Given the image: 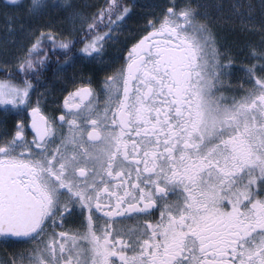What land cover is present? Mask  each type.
<instances>
[{
	"label": "snow or ice",
	"instance_id": "1",
	"mask_svg": "<svg viewBox=\"0 0 264 264\" xmlns=\"http://www.w3.org/2000/svg\"><path fill=\"white\" fill-rule=\"evenodd\" d=\"M211 7L163 0L131 24L136 0L0 8L24 36L0 62L23 77L0 79L20 117L0 120V264H264V0L259 24L232 5L262 33L235 85ZM56 53L46 111L50 89L32 93Z\"/></svg>",
	"mask_w": 264,
	"mask_h": 264
},
{
	"label": "trees",
	"instance_id": "2",
	"mask_svg": "<svg viewBox=\"0 0 264 264\" xmlns=\"http://www.w3.org/2000/svg\"><path fill=\"white\" fill-rule=\"evenodd\" d=\"M6 1V0H5ZM51 0H49L50 2ZM143 0H136L137 2V7L139 8L140 2ZM8 2V1H7ZM4 2V0H0V8H3V6L7 3ZM75 3L77 4H83V0H74ZM100 4L103 3V0H99ZM180 2H182V0H180ZM199 2L201 3H206L210 6H213L210 8V11L213 13V18L216 20V24L215 27L217 29V34L218 37L221 41V43L228 47H231L233 52H234V56H236V58L238 59L239 62L240 60L243 59V57L245 56H249L250 50L252 46H255L257 48L261 47V36L262 33L259 30H253V31H249L247 28H243L241 30L240 26L238 25V22H231L228 21V23H224L222 21V24L224 25L223 27L220 26V23H218V19H216V14L217 11L219 13V15H221L220 17L223 18L225 17V10H226V6L227 4V0H199ZM252 5H256L259 8H257L255 14V21L257 24H259L260 21V15H261V3L257 4L256 0H252ZM59 3V2H57ZM28 4V3H26ZM24 4V5H26ZM90 4H94L97 7L99 6V3H95V1L93 3ZM215 4V5H213ZM216 5H222L223 7L220 8L219 10H217ZM138 12V11H137ZM136 12V13H137ZM135 14V13H134ZM136 15V14H135ZM219 18V17H218ZM228 19V18H227ZM6 23V19L3 15H0V25L5 24ZM234 26V27H233ZM19 33V32H16ZM17 35V34H16ZM22 35V33H21ZM19 45H15L13 47V52H17ZM18 54V53H17ZM235 58V59H236ZM3 61V58H0V62ZM243 61V60H242ZM242 63V62H241ZM11 68L13 69V75L12 76H6V71L7 69H3L0 70V79H12V80H17L18 78H20L19 72H17L16 69V64L14 62H12L10 64ZM3 110V106H1L0 111ZM4 115H1V118L3 119ZM9 123H12V119H8Z\"/></svg>",
	"mask_w": 264,
	"mask_h": 264
},
{
	"label": "flooded vegetation",
	"instance_id": "3",
	"mask_svg": "<svg viewBox=\"0 0 264 264\" xmlns=\"http://www.w3.org/2000/svg\"><path fill=\"white\" fill-rule=\"evenodd\" d=\"M95 1V3H99L100 5V2L99 0H83V3L87 2V3H93ZM101 1V0H100ZM56 2H61V0H57ZM143 5L144 7L141 8L140 6ZM153 6V2L152 0H143L140 2V5H139V8L137 7V10L135 14H133V18L132 20L129 21V23L131 24L133 22V20L136 19L137 17V14L140 13V12H145V11H150L151 8ZM23 35V34H22ZM121 39H123V37H121ZM40 55H43V53H40ZM59 56L61 60H63V56L60 55V53H56L55 55L52 56V60L51 62L49 63V66L47 68L46 71L43 72L42 76H41V82L39 84L38 87H36V89L33 91L32 93V97L33 99L36 98L37 94L38 93H41L43 91V89H50V91L47 93V96L49 97V103L48 105H46V111L48 109H50L53 105V101H52V97L54 95H58L60 97V99L62 100L63 99V91L61 90L63 88V80L60 79V74L59 73H55L54 69L56 67V57ZM250 59L251 57L250 56H245L243 57V61L240 60L239 62H242V63H235V67L233 69V75H232V84H237L238 83V80H237V77L239 75H241L240 71H239V65L241 64H244V63H248L250 62ZM235 61H238V59L236 58ZM89 68H94L93 65H89L88 68L85 69V75L88 74V70ZM71 73V70H69L68 74ZM20 75V78L19 79H22L23 77L21 76V74L19 73ZM97 75L99 76H102L104 75V72H97ZM29 79H35L34 76H30ZM67 89H64V91H66ZM1 108V106H0ZM1 115H4L3 117H5V115H7V119H12V123L15 122L16 119H19L20 117L19 116H15L13 115L11 112H8V113H5L4 111L0 113V120H2L1 118ZM30 119V117H28ZM31 135V133H29V136Z\"/></svg>",
	"mask_w": 264,
	"mask_h": 264
},
{
	"label": "rangeland",
	"instance_id": "4",
	"mask_svg": "<svg viewBox=\"0 0 264 264\" xmlns=\"http://www.w3.org/2000/svg\"><path fill=\"white\" fill-rule=\"evenodd\" d=\"M8 0H4V2H7ZM57 1V0H56ZM252 0H227V6H226V12H225V17H223V18H221L220 16L221 15H219V13H218V11H217V14H216V19H218V23H220V26L221 27H223L224 25L222 24V21L224 22V23H228V21H230V23L231 22H233V21H235V22H238V25L240 26V24H239V17H238V15H236L235 14V10L232 8V5L234 4V3H241V4H248V3H251L252 4V2H251ZM20 2L21 3H23V4H26V3H30L31 2V0H20ZM51 2V1H50ZM152 2H153V5H156V4H160V3H162L163 2V0H152ZM256 2H257V4H260L261 3V0H256ZM213 5H215V4H213ZM257 8H259L258 6H256V5H254V13L256 12V10H257ZM219 17V18H218ZM228 18V19H227ZM7 23V22H6ZM6 23L5 24H2V25H0V58H3V50H4V42H5V40H7L8 41V43H7V47L9 48V49H11L12 51H13V47L15 46V45H19L20 44V42L24 39V36L23 35H21V33H15V36L13 37V36H11V35H8V28L6 27ZM234 23V22H233ZM234 27V26H233ZM241 28V27H240ZM242 30V29H241ZM17 34V35H16ZM13 38L15 39V41H16V43H13L12 42V40H13ZM223 46H225V47H228V46H226L225 44L223 45ZM229 48H231V47H229ZM232 49V48H231ZM232 54L234 55V52H233V50H232ZM235 58H236V56H234ZM236 60V59H235ZM2 61V60H1ZM235 63H237L236 61H235ZM238 63H241V62H238ZM0 106H2V105H0ZM1 112H3V110L2 111H0V113Z\"/></svg>",
	"mask_w": 264,
	"mask_h": 264
}]
</instances>
